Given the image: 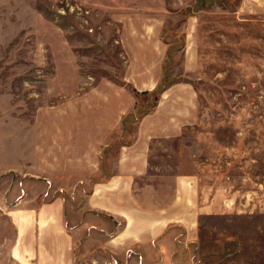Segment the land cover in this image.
<instances>
[{
  "label": "rangeland",
  "instance_id": "rangeland-1",
  "mask_svg": "<svg viewBox=\"0 0 264 264\" xmlns=\"http://www.w3.org/2000/svg\"><path fill=\"white\" fill-rule=\"evenodd\" d=\"M143 30L161 35L158 90L188 83L197 95V123L157 160L225 200L202 221L205 250L264 264V0H0V153L68 97L99 82L131 89ZM160 93H138L127 118Z\"/></svg>",
  "mask_w": 264,
  "mask_h": 264
},
{
  "label": "crops",
  "instance_id": "crops-1",
  "mask_svg": "<svg viewBox=\"0 0 264 264\" xmlns=\"http://www.w3.org/2000/svg\"><path fill=\"white\" fill-rule=\"evenodd\" d=\"M143 31L123 75L131 89L99 82L68 97L0 153V264H222L233 251L204 246L202 221L223 216L225 200L157 160L197 123L193 87L169 85L127 118L163 76L161 35Z\"/></svg>",
  "mask_w": 264,
  "mask_h": 264
},
{
  "label": "trees",
  "instance_id": "trees-1",
  "mask_svg": "<svg viewBox=\"0 0 264 264\" xmlns=\"http://www.w3.org/2000/svg\"><path fill=\"white\" fill-rule=\"evenodd\" d=\"M158 92L160 93L161 91H159V90H158V88H157V89H155V91H154L153 93H158ZM157 100H158V99H157V98H155V99H154V102L156 103V102H157Z\"/></svg>",
  "mask_w": 264,
  "mask_h": 264
}]
</instances>
